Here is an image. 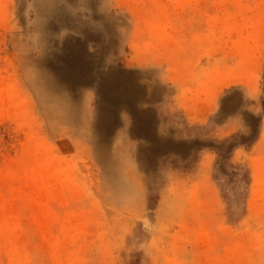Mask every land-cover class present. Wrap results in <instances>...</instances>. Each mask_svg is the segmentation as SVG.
Returning <instances> with one entry per match:
<instances>
[{"label": "rangeland", "instance_id": "obj_1", "mask_svg": "<svg viewBox=\"0 0 264 264\" xmlns=\"http://www.w3.org/2000/svg\"><path fill=\"white\" fill-rule=\"evenodd\" d=\"M72 2L58 0L45 29L32 0H0V264H264V125L217 155L244 134L245 107L264 105V0H107L121 65H155L176 102L198 89L226 114L243 106L237 128L196 151L174 142L167 157L148 147L147 88L108 101L56 73Z\"/></svg>", "mask_w": 264, "mask_h": 264}, {"label": "crops", "instance_id": "obj_2", "mask_svg": "<svg viewBox=\"0 0 264 264\" xmlns=\"http://www.w3.org/2000/svg\"><path fill=\"white\" fill-rule=\"evenodd\" d=\"M32 2L40 15L45 16V29L51 25L52 29H56V18L51 19L50 16L56 17L58 0H32ZM103 6L106 9L104 14L101 13ZM73 8L72 13L77 22L75 34L62 37L61 31L56 32V73L58 72L65 80L63 82L65 85L77 87L85 85L89 87L90 92H93L94 87L99 86L102 95L110 94L106 96L111 98H107L108 101L120 95L123 96L122 102L126 101L125 95L130 94L131 86L147 88L145 91L147 96L141 99L143 103L137 108L150 110L155 115L154 124H151L154 129L151 128L148 132L149 148H155L164 157L173 156L174 142L187 143L189 149L196 151V149L204 148L206 141L219 138L222 134L238 127L240 114L237 108L240 111L243 106L240 108L236 106L234 111L226 114L223 109L225 99L218 96L215 100V94L211 97L210 92L198 89L188 90L185 96L180 97L176 102L172 77H170L171 86L162 87V84H157L159 80H162L159 77L162 74L158 75L155 72V65H151V68L137 63H131L134 64L131 68L121 65L119 61L125 62L124 36L118 29L110 31L109 25L102 24V22H109L107 0H74L70 10L73 11ZM113 27L115 28L114 25ZM36 61L40 62V59ZM131 61L136 62L135 59ZM164 76L167 79L169 75ZM129 77L136 80L135 84L130 82ZM247 101L248 97L245 98V103ZM205 104H208L207 111L204 109ZM184 106L190 108L184 109ZM119 108L120 105L117 106V109ZM245 108L249 112L250 122L258 118L257 110L253 106ZM140 120L143 124L144 119L140 117ZM250 122L248 126H245L244 131L253 128ZM145 141L142 140L144 143ZM211 160L212 156H204L200 161H194L193 167L203 170L208 167Z\"/></svg>", "mask_w": 264, "mask_h": 264}, {"label": "trees", "instance_id": "obj_3", "mask_svg": "<svg viewBox=\"0 0 264 264\" xmlns=\"http://www.w3.org/2000/svg\"><path fill=\"white\" fill-rule=\"evenodd\" d=\"M255 108V107H254ZM259 122L257 128H248L244 131V134L239 137L238 142H233L230 145H226L225 143L220 146L217 150V155L219 158L223 156V152L225 150L235 149L240 146H246V144H251L252 142H256L261 135L262 125H264V105H262L261 111L258 113ZM208 142V141H206Z\"/></svg>", "mask_w": 264, "mask_h": 264}, {"label": "bare ground", "instance_id": "obj_4", "mask_svg": "<svg viewBox=\"0 0 264 264\" xmlns=\"http://www.w3.org/2000/svg\"><path fill=\"white\" fill-rule=\"evenodd\" d=\"M77 13V12H76ZM41 22H38V24H40ZM30 63L31 65L35 66V70L36 72L38 73L39 77L42 78V79H46L48 81V75L45 73L44 74V71L42 68H40V66H38V64H32L31 62H28ZM103 75V74H102ZM50 83V82H48ZM77 83V82H76ZM51 84V83H50ZM47 86V85H46ZM38 92V91H37ZM40 92H38L39 94Z\"/></svg>", "mask_w": 264, "mask_h": 264}]
</instances>
